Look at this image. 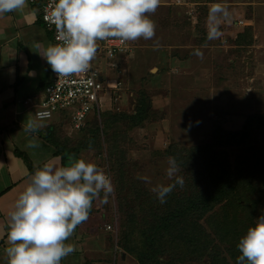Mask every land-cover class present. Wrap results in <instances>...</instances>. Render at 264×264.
Here are the masks:
<instances>
[{
  "label": "rangeland",
  "instance_id": "1",
  "mask_svg": "<svg viewBox=\"0 0 264 264\" xmlns=\"http://www.w3.org/2000/svg\"><path fill=\"white\" fill-rule=\"evenodd\" d=\"M242 1L160 0L156 12L148 14L156 26L153 39L128 41L124 56L98 57L94 64L104 77L101 109L78 132L71 130L67 116L53 123L54 141L79 149L80 159L96 164L111 179L114 191L106 199L101 192L93 201L102 216L100 228L112 244L109 264H236L240 237L264 214V122L254 124L241 146L214 149L228 168L231 190L209 203L202 200L215 195L206 182L208 154L200 149L211 143L214 128L235 132L247 116L264 119V72L257 70L264 68V50L253 48L255 37L264 39L263 12L238 6ZM234 24L243 28L235 31ZM167 36L176 45L192 39L193 45L222 44L227 50L213 70L222 83L206 104L189 103L185 116L177 115V122H169L162 133L153 125L165 118L168 97L163 93L171 90L156 88L160 86L146 67L154 59H140V54ZM117 83L120 109L112 112ZM203 92L194 89L193 95ZM150 98L156 99L153 108ZM169 157L178 166L172 178L166 173ZM157 185H173L165 203L151 191ZM101 239L94 244L101 245Z\"/></svg>",
  "mask_w": 264,
  "mask_h": 264
},
{
  "label": "clouds",
  "instance_id": "2",
  "mask_svg": "<svg viewBox=\"0 0 264 264\" xmlns=\"http://www.w3.org/2000/svg\"><path fill=\"white\" fill-rule=\"evenodd\" d=\"M26 4L27 0H0V14L23 10ZM159 4L160 0H49L44 19L55 27L58 42L47 46L42 57L58 78L86 73L98 41L153 39L156 26L148 14H154ZM37 12L33 9L30 14ZM39 128L36 121H28L25 131ZM28 147L38 144L29 141ZM168 164L166 173L172 178L178 171L175 158L169 157ZM176 183L182 186V178L177 177ZM172 187L157 185L151 191L165 203ZM113 191L105 171L84 159L37 169L8 213L7 264H60L75 251L65 242L88 219L94 199L101 192L106 199ZM237 249L236 264H264V214L240 237Z\"/></svg>",
  "mask_w": 264,
  "mask_h": 264
},
{
  "label": "crops",
  "instance_id": "3",
  "mask_svg": "<svg viewBox=\"0 0 264 264\" xmlns=\"http://www.w3.org/2000/svg\"><path fill=\"white\" fill-rule=\"evenodd\" d=\"M254 1L243 0L238 6L252 7L254 13L256 10L263 12L261 15L264 19V7L262 10L258 9L259 5H264V0L261 3ZM41 4L42 0L34 4L27 2L23 10L0 14V264H7L8 261L5 252V248L9 246L8 213L13 209L19 194L28 186L30 176L45 164L61 167L55 149L38 134L53 125L61 116L53 121H37L33 115V104L31 106L24 104L28 98L38 103L54 75L42 57L46 47L53 44V41L51 32L40 20ZM33 9L38 10L36 16L30 14ZM234 25L235 31L243 28ZM191 36L193 39L196 38L193 33ZM171 38L167 36L158 39L149 50L140 54V59L142 57L154 59L153 62L150 60L148 63L150 65L146 67L154 76L152 80L160 86L156 88L171 90L168 95L162 92L168 97L165 106L162 105L166 113L165 118L153 125L162 133L169 127V122L178 120L177 115L185 116V108L189 107V103L206 104L209 94L222 83L221 77L215 76L213 70L220 66L222 55L227 50L222 44H208L204 49L198 43L193 45L192 39L190 41L180 39L176 45L172 43ZM255 41L253 48L261 47L264 50V39L255 37ZM97 60L96 56L94 64ZM260 67L257 70L264 72V68ZM194 89L204 92L193 95ZM105 95L102 93L103 102ZM153 100L156 99L149 100L151 108ZM28 121L41 123L39 130L25 131ZM33 140L38 147H28L29 141ZM15 151L26 156L32 171L14 154ZM100 218L102 216L95 209L93 202L88 219L78 225L73 235L65 242L73 244L75 251L63 258L60 264H109L112 256L110 241L107 239L109 233L100 228L102 225L99 223L103 224ZM99 239L102 240L101 245L97 246L94 243L98 242L94 241Z\"/></svg>",
  "mask_w": 264,
  "mask_h": 264
},
{
  "label": "built area",
  "instance_id": "4",
  "mask_svg": "<svg viewBox=\"0 0 264 264\" xmlns=\"http://www.w3.org/2000/svg\"><path fill=\"white\" fill-rule=\"evenodd\" d=\"M39 0H27L29 4H34ZM184 0H174L175 4H182ZM49 0H42L40 20L44 27L52 34L53 44H56V31L53 25L45 21L46 7ZM97 57H102L104 60H113L117 57L124 56L127 53V42L120 43L116 38H109L108 40L98 41ZM91 61L88 72L73 75L68 78H58L54 73L52 80L46 86L43 98L35 103L31 98L24 101L26 105H32L34 108V118L37 121H50L58 118L61 114H66L69 118L70 128L72 131L78 132L85 126L89 115L94 111L100 110L102 101V94L104 93L103 75L101 71ZM121 86L117 83L114 87L111 102L115 106V111H118V101L120 96L118 90ZM106 87V86H105ZM111 95V94H110ZM110 230V227H106Z\"/></svg>",
  "mask_w": 264,
  "mask_h": 264
},
{
  "label": "trees",
  "instance_id": "5",
  "mask_svg": "<svg viewBox=\"0 0 264 264\" xmlns=\"http://www.w3.org/2000/svg\"><path fill=\"white\" fill-rule=\"evenodd\" d=\"M146 107V106H145ZM117 112V111H112ZM65 117V115H62ZM263 116L257 115H250L247 116L245 119L244 124L242 125L241 129L235 132L227 131L222 129L221 127H215L212 134V140L210 144L203 145L200 147L201 151L207 153L208 156L206 158L207 161V175H206V182L210 188L215 191L214 196H206L204 199L205 202L209 203L211 200H216L226 196L229 190H231V186L228 184L230 181L229 172L226 164L217 160L216 153L214 151L215 148L220 146H232V147H239L245 142L248 141L249 132L251 131L254 124H262L264 119L261 118ZM55 125H50L43 131L39 132V137L43 139L47 144L52 146L55 149V155L59 156L61 161V167L70 165L74 162L75 159H80L78 156L79 149L75 147H67L57 143L53 140V133H54ZM14 154L21 158L27 168L32 171L31 164L27 160L26 156L23 153L15 151ZM230 188V189H229ZM191 207V210L194 209L193 202L188 204ZM200 206V205H199ZM186 206L183 208L185 209ZM112 247V244L110 242Z\"/></svg>",
  "mask_w": 264,
  "mask_h": 264
}]
</instances>
